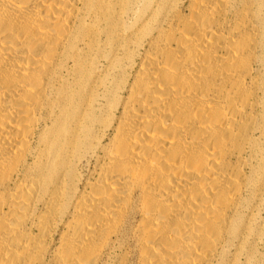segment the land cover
I'll return each mask as SVG.
<instances>
[{
  "label": "bare ground",
  "instance_id": "obj_1",
  "mask_svg": "<svg viewBox=\"0 0 264 264\" xmlns=\"http://www.w3.org/2000/svg\"><path fill=\"white\" fill-rule=\"evenodd\" d=\"M264 213V0H0V264H243Z\"/></svg>",
  "mask_w": 264,
  "mask_h": 264
},
{
  "label": "rangeland",
  "instance_id": "obj_2",
  "mask_svg": "<svg viewBox=\"0 0 264 264\" xmlns=\"http://www.w3.org/2000/svg\"><path fill=\"white\" fill-rule=\"evenodd\" d=\"M238 259L243 264H264V213L253 239L246 243Z\"/></svg>",
  "mask_w": 264,
  "mask_h": 264
}]
</instances>
